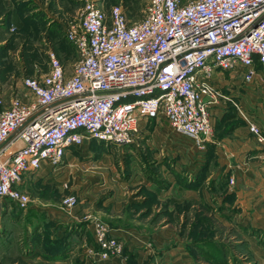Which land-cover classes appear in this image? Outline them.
<instances>
[{
	"label": "built area",
	"instance_id": "1",
	"mask_svg": "<svg viewBox=\"0 0 264 264\" xmlns=\"http://www.w3.org/2000/svg\"><path fill=\"white\" fill-rule=\"evenodd\" d=\"M62 30L78 59L67 68L47 46L46 70L0 97V209L28 202L20 188L83 141L129 144L151 120L204 152L230 106L264 147L236 93L264 83V0H146L135 19L85 0ZM105 233L95 224L102 256L120 247Z\"/></svg>",
	"mask_w": 264,
	"mask_h": 264
},
{
	"label": "rangeland",
	"instance_id": "2",
	"mask_svg": "<svg viewBox=\"0 0 264 264\" xmlns=\"http://www.w3.org/2000/svg\"><path fill=\"white\" fill-rule=\"evenodd\" d=\"M84 1L48 3V15L34 10L37 34H0L5 39L0 65L10 70L3 85L8 91L22 75L46 70L47 46L67 68L78 59L62 28ZM92 1L104 7L121 4L126 17L135 19L146 0ZM238 87V92L252 93L248 86ZM255 90L251 95L257 99L262 89ZM227 110L211 116L212 142L204 152L164 121L151 120L129 144L89 139L70 149L58 168L33 174L20 188L28 202H5L0 209V264H51L58 256L65 264H83L84 255L88 264H263L264 258L254 259L244 236L264 246V227L229 228L222 222L238 216L231 207L236 179L222 162L225 152L218 142L227 144L235 136L232 127H244L240 115ZM254 142L264 159V147ZM95 224L106 228L105 237L120 245L118 251L101 255Z\"/></svg>",
	"mask_w": 264,
	"mask_h": 264
},
{
	"label": "crops",
	"instance_id": "3",
	"mask_svg": "<svg viewBox=\"0 0 264 264\" xmlns=\"http://www.w3.org/2000/svg\"><path fill=\"white\" fill-rule=\"evenodd\" d=\"M63 1L70 2L72 0ZM48 3H51L53 7L58 4V0H0V34L25 36L39 33L38 30L40 27L37 25L35 19L38 13H35V11L36 9L42 10L45 15H48L51 8L50 6L47 8ZM9 27L13 28L11 33L7 32V28ZM4 40L5 39L1 36L0 45L4 43ZM5 67L6 65L4 64L0 65V96L3 98H6L10 92L3 86L8 78H10V70L6 71ZM263 85L264 84H261L259 86L262 90L258 91L260 94L257 99L256 96L251 95L257 92L256 90L252 91L254 88L252 86H248L250 92H252L250 94L238 92L239 87L236 89V93L238 94L237 99L240 102H247L245 104L248 106L246 107L244 105L246 108L243 107V109L247 114L252 116V120L264 132V103H262L264 102ZM261 93H263V95ZM240 119L244 127H232L233 130L231 133L233 136L235 135L234 139H228L227 144L222 140L218 142L225 152L222 162H224L225 168L229 170L230 176L236 179L234 187H231L234 194L231 207L235 206V208H237V212H234L233 215L238 216V218L235 219L228 216V218L222 222L229 226V228L232 224L244 228H251L253 226L262 228L264 227V184L262 183L264 179V159L257 156L258 151H256L255 140L248 133L243 119L241 117ZM246 135H249L251 138H247ZM221 211L224 212V210ZM244 240H247L248 248L252 252L254 259L262 260L264 258V246L260 245L258 247L255 242L252 241V236H244ZM72 246L70 249H72ZM79 258H81V255H79ZM83 258V264L90 263V259L87 255H84ZM66 261V259H60L58 256L53 259L51 264H65Z\"/></svg>",
	"mask_w": 264,
	"mask_h": 264
},
{
	"label": "trees",
	"instance_id": "4",
	"mask_svg": "<svg viewBox=\"0 0 264 264\" xmlns=\"http://www.w3.org/2000/svg\"><path fill=\"white\" fill-rule=\"evenodd\" d=\"M233 110H234V109H233L232 107H229L228 110H227V112H228V111L230 112V111H233Z\"/></svg>",
	"mask_w": 264,
	"mask_h": 264
}]
</instances>
